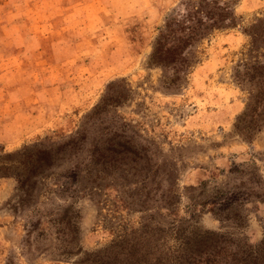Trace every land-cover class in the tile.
Segmentation results:
<instances>
[{"label": "rangeland", "instance_id": "obj_1", "mask_svg": "<svg viewBox=\"0 0 264 264\" xmlns=\"http://www.w3.org/2000/svg\"><path fill=\"white\" fill-rule=\"evenodd\" d=\"M216 1L228 4L233 23L187 49L183 58L191 51L196 59L178 70L148 56L158 27L186 0H34L18 18L28 35L21 45H5L0 34V163L13 162L6 154L33 141L40 148L58 146L61 166L79 162L72 197L46 199L37 181L42 192L17 211L10 205L13 173H0V264H78L72 255L57 257L52 234L39 233L46 229L43 215L26 236L34 206L77 211L75 245L83 251L111 238L101 217L127 229L141 221L166 226L189 208L195 229L229 237L235 252L258 247L264 234V123L248 127L237 119L251 85L236 81L232 65L263 60L264 44L256 42L260 48L248 52V26L263 16L264 0ZM38 12L41 21H51L45 38L29 36L38 28L32 19ZM97 105V113L83 117ZM76 129L68 155L61 143ZM233 189L244 190L246 198L213 215L206 199ZM166 194L174 195L172 203L162 201Z\"/></svg>", "mask_w": 264, "mask_h": 264}, {"label": "trees", "instance_id": "obj_2", "mask_svg": "<svg viewBox=\"0 0 264 264\" xmlns=\"http://www.w3.org/2000/svg\"><path fill=\"white\" fill-rule=\"evenodd\" d=\"M255 21L248 26L250 48L255 45L264 44V12L261 19L253 17ZM163 24L158 27V33L154 37L149 53V59L163 68H173L191 65L196 59L190 51L185 57V51L195 45L205 34L213 30L231 25L232 12L228 4L219 3L216 0H186L182 11L175 12L167 17ZM250 31V32H249ZM260 48V47H258ZM187 50L186 52H188ZM191 59V60H190ZM185 62L184 65L182 63ZM232 75L237 82L248 81L251 85L247 90L245 109L237 115V119L246 122V126L256 127L264 123V56L262 61L241 59L232 65ZM254 91V92H253ZM101 109L99 105L93 108L83 117L95 114ZM252 127V128H253ZM78 130L67 137L61 146L64 153L70 155L71 148L75 149ZM82 138V135L79 136ZM38 141L26 144L12 155V160L0 163V173H7L9 169L13 173L16 185L12 206L14 211L27 206L28 202L34 200L41 189H36V182L43 185V193L46 199L51 194H64L72 197L78 182V161L69 163L70 166L59 165L56 157L58 146H45L40 148ZM44 146V145H43ZM105 149V148H104ZM96 154L102 156L95 146ZM93 149L87 155L92 158ZM69 157V156H68ZM76 160V159H75ZM91 161V160H90ZM12 166V167H10ZM17 168V169H16ZM48 180L47 185L43 182ZM93 186L98 183L90 179ZM174 195H164V203H172ZM246 198V193L241 189L226 190L211 195L206 199L213 215L219 216L225 209L235 203H241ZM107 205V203H105ZM44 211L38 207H32L28 212L26 236L39 224V217L43 215L46 223L45 231L40 229L39 233H51L56 241L54 245L58 250L57 257L69 259L74 257V263L78 264H264V234L258 247L254 250L241 248L234 251L231 247L232 240L225 235L200 231L192 225V209H188L185 215H172L166 226L160 221L154 223L138 222V225L127 229L126 226L115 224L101 217L104 227L107 225L111 232V238L97 249L83 251L75 245L77 211L69 206L63 208L61 205L53 206ZM100 223V224H102ZM105 223V224H104ZM264 224V223H263ZM168 239L170 241H168ZM24 239V244L28 243ZM239 252V254L237 253ZM69 257V258H68Z\"/></svg>", "mask_w": 264, "mask_h": 264}, {"label": "crops", "instance_id": "obj_3", "mask_svg": "<svg viewBox=\"0 0 264 264\" xmlns=\"http://www.w3.org/2000/svg\"><path fill=\"white\" fill-rule=\"evenodd\" d=\"M34 0H0V15L5 20L4 25H0V34L5 45L14 44L13 47L20 46L21 40L27 35L26 27L18 22V18L22 15L25 7H30ZM39 13V12H38ZM43 13H39L38 16H32V19L36 21L38 28L29 36L40 34L42 38L48 36V33L52 30L51 21H41ZM38 20L40 22L38 23ZM31 25V22H28ZM35 25V27H37ZM47 25H49L47 28ZM28 36V35H27Z\"/></svg>", "mask_w": 264, "mask_h": 264}]
</instances>
